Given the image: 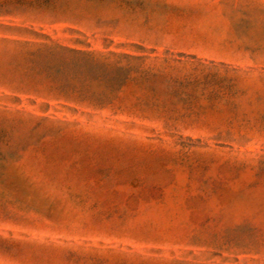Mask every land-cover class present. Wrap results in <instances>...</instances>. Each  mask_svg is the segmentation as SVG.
Wrapping results in <instances>:
<instances>
[{"label":"rangeland","instance_id":"rangeland-1","mask_svg":"<svg viewBox=\"0 0 264 264\" xmlns=\"http://www.w3.org/2000/svg\"><path fill=\"white\" fill-rule=\"evenodd\" d=\"M53 1L0 13V264H264V0Z\"/></svg>","mask_w":264,"mask_h":264},{"label":"trees","instance_id":"trees-1","mask_svg":"<svg viewBox=\"0 0 264 264\" xmlns=\"http://www.w3.org/2000/svg\"><path fill=\"white\" fill-rule=\"evenodd\" d=\"M53 0H2L0 3L1 14L23 15L43 18L48 11H53ZM90 68L95 71H102L109 77L112 85L119 84L125 72L129 68L109 66L104 63H97L90 60Z\"/></svg>","mask_w":264,"mask_h":264}]
</instances>
